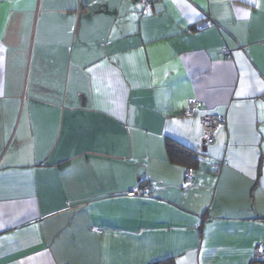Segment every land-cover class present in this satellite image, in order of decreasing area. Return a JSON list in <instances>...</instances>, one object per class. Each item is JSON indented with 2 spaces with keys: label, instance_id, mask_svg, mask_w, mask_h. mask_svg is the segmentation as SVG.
<instances>
[{
  "label": "crops",
  "instance_id": "obj_1",
  "mask_svg": "<svg viewBox=\"0 0 264 264\" xmlns=\"http://www.w3.org/2000/svg\"><path fill=\"white\" fill-rule=\"evenodd\" d=\"M140 9L0 0V264H264V0Z\"/></svg>",
  "mask_w": 264,
  "mask_h": 264
},
{
  "label": "built area",
  "instance_id": "obj_2",
  "mask_svg": "<svg viewBox=\"0 0 264 264\" xmlns=\"http://www.w3.org/2000/svg\"><path fill=\"white\" fill-rule=\"evenodd\" d=\"M140 6V14H145L150 11L152 5L155 1L158 0H136ZM213 24V21L210 18H204L195 23V28L200 30L206 27H209ZM200 102L195 97H190L187 100L186 108L184 113L187 115H194L199 111ZM201 125L203 130V140L204 145H210L214 143L218 131L226 125V119L223 115L219 113H209L201 117ZM228 162L227 159H222L219 161H213L210 163L211 167L216 171H219L224 164ZM196 176V168L190 166L185 171L184 176V187L191 186L194 182ZM127 196H144L149 197L152 194L150 182L142 181L134 188L126 191ZM252 261L264 262V243H259L256 245L254 254L252 256Z\"/></svg>",
  "mask_w": 264,
  "mask_h": 264
},
{
  "label": "trees",
  "instance_id": "obj_3",
  "mask_svg": "<svg viewBox=\"0 0 264 264\" xmlns=\"http://www.w3.org/2000/svg\"><path fill=\"white\" fill-rule=\"evenodd\" d=\"M168 146H169L170 150H172L173 147H175L176 145L173 142L169 141ZM152 264H172V261L170 260L169 262H166V263L161 261V262H156V263H152Z\"/></svg>",
  "mask_w": 264,
  "mask_h": 264
}]
</instances>
